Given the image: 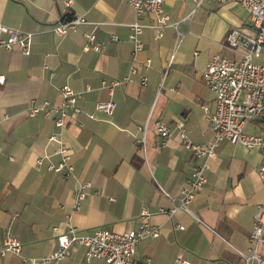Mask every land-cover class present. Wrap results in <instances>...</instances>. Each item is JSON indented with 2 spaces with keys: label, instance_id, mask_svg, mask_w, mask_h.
<instances>
[{
  "label": "crops",
  "instance_id": "1",
  "mask_svg": "<svg viewBox=\"0 0 264 264\" xmlns=\"http://www.w3.org/2000/svg\"><path fill=\"white\" fill-rule=\"evenodd\" d=\"M72 1L73 16L89 24L58 36L52 30L62 20L60 0H0V25L33 34L27 56L18 48H0V75L6 79L0 86V250L8 233L21 244L20 253L0 255V264L49 256L67 232V220L84 235L101 229L122 234L138 230L145 211L161 233L137 245L138 263L173 264L181 256L189 264H236V250L249 249L256 207L264 206L260 152L220 143L208 161L203 191L188 211L173 212L197 163L176 128L182 123L196 145L214 139L207 116L215 111V97L203 76L214 55L237 59L224 39L234 29L250 32V15L239 4L164 0L171 27L159 40L146 29L143 49L135 53L128 26L137 20L125 0ZM93 33L102 50L85 52L86 35ZM134 67L132 82L102 88L103 81H120ZM143 77L146 87L139 83ZM62 87L79 94L80 109L64 129L41 114L29 117V109L44 102L61 105ZM110 101L116 104L113 115L97 110ZM157 120L172 131L164 145L155 132ZM145 123L148 131L139 143ZM58 133L74 169L67 179L49 170L61 162L57 145L48 141ZM246 133H264V123L250 124ZM86 182L92 183L89 196L75 211L74 191ZM60 264L105 263L87 262L85 249L75 246Z\"/></svg>",
  "mask_w": 264,
  "mask_h": 264
},
{
  "label": "built area",
  "instance_id": "2",
  "mask_svg": "<svg viewBox=\"0 0 264 264\" xmlns=\"http://www.w3.org/2000/svg\"><path fill=\"white\" fill-rule=\"evenodd\" d=\"M129 7L134 9L136 20L129 25L130 35L128 37L133 45L135 53L143 49L141 37L146 29L155 32V38L159 40L164 35V30L171 27L170 18L164 11V0H125ZM185 1V0H179ZM197 5H201L204 0H192ZM216 3L225 5L233 3L243 7L251 18V28L249 32L244 29H234L226 34L224 39L225 46L237 56V59L230 60L219 55H214L210 66L203 76L205 84L215 97V111L207 116L208 123L213 132L214 139L204 145H196L187 137L186 129L182 123H177L178 136L181 138L186 150L192 151L197 163L192 168L190 179L187 181L186 188L178 201L176 210L188 211L189 203L193 201L196 194L203 191L207 182V172L210 170L208 161L216 154V149L222 142L233 145H241L249 150H259L262 164L259 169L261 183L264 186V133L250 135L246 133V128L257 121L264 123V64L258 63L264 56V0H213ZM62 5V20L53 27L52 32L58 36H64L68 32H76L81 25L89 24L84 17H74L72 12V0H60ZM145 16H152L155 21L150 24L141 23ZM98 25V24H96ZM2 34L6 35L4 38ZM113 41H118L116 37ZM33 42L32 33H24L17 29H9L0 25V48L8 51L18 48L24 56L31 53ZM85 52H100L101 44L97 42L96 35H86V44L83 47ZM174 62V57L166 66L167 69ZM150 65V60L146 63V68ZM136 68H131L129 76L120 81H103L102 88L111 91L117 86L126 82H132L137 74ZM6 83L4 75H0V86ZM140 85L147 86L148 78L143 77L139 81ZM62 104L52 106L44 102L40 108L32 107L29 109V117H36L41 114L44 117L52 118L56 128L64 129L70 119V115L80 113L78 107L79 94H76L69 87H62ZM116 104L99 103L97 110L105 114L113 115ZM206 110V107L203 106ZM155 132L162 139L164 145L171 136V128L161 120L154 122ZM142 138H137L139 143H143L148 131V123L139 128ZM48 141L57 145L56 154L61 156L58 166H49V170L56 173L63 172L65 179L69 178L74 171L71 164V156L67 144L64 142L60 133L51 136ZM1 152V150H0ZM37 164H41L38 160ZM91 182L82 183L74 191L73 209L79 210L80 205L89 196ZM253 229L251 230L248 242L250 243L247 252L236 250L238 260L236 264H264V255L260 249L263 244L264 236V206L256 207ZM147 211L141 216V226L138 230L128 231L127 233H113L106 229H101L91 235L81 234L74 228L69 221H66L67 232L58 236V248L47 257L30 260V264H60L63 259L68 257L75 246H80L86 251V260L99 259L105 264H149L147 262L138 263L134 260L137 245L146 239H155L160 236V229L152 226L148 219ZM179 230L183 227H178ZM4 247L0 250V255L5 256L9 253H20L21 244L9 233L4 238ZM173 264H189L182 258Z\"/></svg>",
  "mask_w": 264,
  "mask_h": 264
},
{
  "label": "rangeland",
  "instance_id": "3",
  "mask_svg": "<svg viewBox=\"0 0 264 264\" xmlns=\"http://www.w3.org/2000/svg\"><path fill=\"white\" fill-rule=\"evenodd\" d=\"M258 63L264 64V56H263V58L260 61H258Z\"/></svg>",
  "mask_w": 264,
  "mask_h": 264
}]
</instances>
